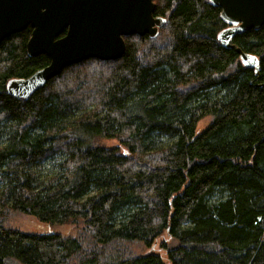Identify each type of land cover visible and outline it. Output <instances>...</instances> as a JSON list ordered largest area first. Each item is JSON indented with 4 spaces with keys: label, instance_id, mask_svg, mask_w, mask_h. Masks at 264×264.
<instances>
[{
    "label": "trees",
    "instance_id": "16d2710c",
    "mask_svg": "<svg viewBox=\"0 0 264 264\" xmlns=\"http://www.w3.org/2000/svg\"><path fill=\"white\" fill-rule=\"evenodd\" d=\"M153 1L155 37L125 36L119 59L66 66L28 98L6 82L49 57L28 55L30 26L0 42V264H264V24L231 39L255 73L219 43V7ZM15 211L50 230L7 226Z\"/></svg>",
    "mask_w": 264,
    "mask_h": 264
},
{
    "label": "water",
    "instance_id": "95a60500",
    "mask_svg": "<svg viewBox=\"0 0 264 264\" xmlns=\"http://www.w3.org/2000/svg\"><path fill=\"white\" fill-rule=\"evenodd\" d=\"M209 2L220 8L219 16L227 24L217 33L219 43L235 48L242 64L258 73L256 56L236 47L231 39L264 24V0ZM154 8L153 0H0V42L30 26L28 55L49 57V63L30 76L9 79L7 93L28 98L66 66L88 58L119 59L125 51V36L157 35L165 18L154 16Z\"/></svg>",
    "mask_w": 264,
    "mask_h": 264
},
{
    "label": "rangeland",
    "instance_id": "374dc122",
    "mask_svg": "<svg viewBox=\"0 0 264 264\" xmlns=\"http://www.w3.org/2000/svg\"><path fill=\"white\" fill-rule=\"evenodd\" d=\"M209 122H210L209 116H206L200 119L196 125V132H200L202 129H204L209 124ZM117 143L118 142L115 139L101 138L99 140V144L108 146V147H114L117 145ZM47 165L48 164H46L45 167H48ZM6 224L7 226L17 228V229H20L22 231L29 232V233H45L50 230V226L48 224H46L45 222L39 221L35 216L30 215V214H25L22 212H18V211L11 212L8 214L6 218ZM55 230L63 234H69L73 232L72 225H69V224L56 226ZM160 240L161 238L157 240L155 247H154L155 251H158V252H161V250H159ZM134 249L135 250L140 249L143 253L144 252L146 253L149 250H151L150 248L138 247L137 244H135Z\"/></svg>",
    "mask_w": 264,
    "mask_h": 264
}]
</instances>
